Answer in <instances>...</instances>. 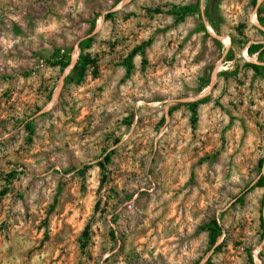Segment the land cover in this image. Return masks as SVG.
I'll use <instances>...</instances> for the list:
<instances>
[{
    "label": "rangeland",
    "instance_id": "rangeland-1",
    "mask_svg": "<svg viewBox=\"0 0 264 264\" xmlns=\"http://www.w3.org/2000/svg\"><path fill=\"white\" fill-rule=\"evenodd\" d=\"M253 1L213 0L217 34L201 0L210 35L170 12L198 0H0V264H264Z\"/></svg>",
    "mask_w": 264,
    "mask_h": 264
},
{
    "label": "trees",
    "instance_id": "trees-1",
    "mask_svg": "<svg viewBox=\"0 0 264 264\" xmlns=\"http://www.w3.org/2000/svg\"><path fill=\"white\" fill-rule=\"evenodd\" d=\"M200 1L198 0L195 4H188L184 6H174L172 10L170 11L171 14L174 15L177 22H184L187 17L189 16H198L199 22H200V31L201 32H207L211 35L208 25L206 24L205 20L203 19ZM205 17L207 22L210 24L211 28L217 33L220 34V28L217 26L215 21V11L212 6L213 0H205ZM253 5L257 6V18L260 23L264 27V18L262 17V12L264 9V2L257 5V0L253 1ZM95 25L93 24L90 33L94 31ZM93 37H90L79 44V48L81 50V54L79 56L78 61L70 71L68 75L64 77V82L68 83L69 81H73L76 78L82 79L86 73L88 72L91 65H94V61L90 58L89 54L87 53V50L90 47V43L93 40ZM151 45V42H146L142 44L140 47H138L133 54L131 55L129 59V63L127 64V69L129 72L133 69V58L135 55L140 52L142 55H145L147 47ZM247 53L250 56H257L260 63H249L246 64L248 68H250L256 75L261 76L264 78V64L261 63L264 58V43H252L247 46ZM56 61L57 64L61 66L62 70H66L69 68L72 64V57H71V51H67L64 54H60V50L57 51ZM227 60H233L234 54L233 49H230L228 53L226 54ZM191 108L193 109V121H197V103L190 104ZM107 160H110V156L107 157ZM260 168H263V162H260ZM256 187H264V177L261 176L258 183H256L252 189ZM243 201V200H242ZM204 229L209 232L211 246H215L218 243V240L223 235V229L222 227L214 221L213 224H208L204 226ZM221 244H219L217 247H219ZM251 263L253 264V259L251 258Z\"/></svg>",
    "mask_w": 264,
    "mask_h": 264
},
{
    "label": "bare ground",
    "instance_id": "bare-ground-1",
    "mask_svg": "<svg viewBox=\"0 0 264 264\" xmlns=\"http://www.w3.org/2000/svg\"><path fill=\"white\" fill-rule=\"evenodd\" d=\"M260 1L262 2L263 0H260ZM252 21H253L254 24H256V25H258V26H261L260 23H259V21H258V18H257V15H256V14L253 16ZM99 24H100V23H99ZM98 28L100 29V26H99ZM210 32H211V31H210ZM211 33H212V32H211ZM213 34H214V33H213ZM222 39L226 42L227 45H229L230 42H231L229 37H225V38H222ZM79 54H80V48L77 47L76 50H75V52H74V54H73L72 64H71V66H70L69 68H67V70H66V72H65V76L70 72V70L72 69V67H73V66L75 65V63L77 62V60H78V58H79ZM245 57L248 58V59H251V58H252V57H251L250 55H248L247 53L245 54ZM216 77H217V74L214 75V80L216 79ZM62 84H63V79H62V81H61V83H60V85H59V87H58V89H57V91H56V93H55V98L58 97V95H59V93H60V90H61V87H62Z\"/></svg>",
    "mask_w": 264,
    "mask_h": 264
},
{
    "label": "water",
    "instance_id": "water-1",
    "mask_svg": "<svg viewBox=\"0 0 264 264\" xmlns=\"http://www.w3.org/2000/svg\"><path fill=\"white\" fill-rule=\"evenodd\" d=\"M73 67H74V66H73ZM73 67H72V68H73Z\"/></svg>",
    "mask_w": 264,
    "mask_h": 264
}]
</instances>
